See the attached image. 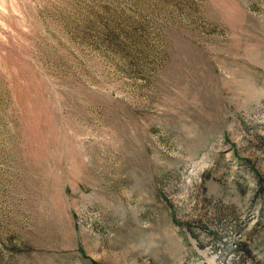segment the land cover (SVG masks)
I'll list each match as a JSON object with an SVG mask.
<instances>
[{
    "label": "rangeland",
    "instance_id": "rangeland-1",
    "mask_svg": "<svg viewBox=\"0 0 264 264\" xmlns=\"http://www.w3.org/2000/svg\"><path fill=\"white\" fill-rule=\"evenodd\" d=\"M264 264V0H0V264Z\"/></svg>",
    "mask_w": 264,
    "mask_h": 264
},
{
    "label": "trees",
    "instance_id": "trees-1",
    "mask_svg": "<svg viewBox=\"0 0 264 264\" xmlns=\"http://www.w3.org/2000/svg\"><path fill=\"white\" fill-rule=\"evenodd\" d=\"M94 263V262H93ZM94 264H97V263H94Z\"/></svg>",
    "mask_w": 264,
    "mask_h": 264
}]
</instances>
